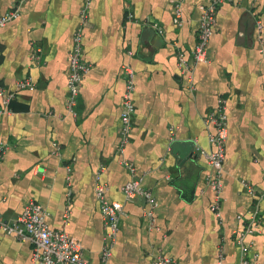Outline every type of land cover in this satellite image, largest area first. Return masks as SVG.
Returning <instances> with one entry per match:
<instances>
[{
    "label": "crops",
    "instance_id": "0c3cea01",
    "mask_svg": "<svg viewBox=\"0 0 264 264\" xmlns=\"http://www.w3.org/2000/svg\"><path fill=\"white\" fill-rule=\"evenodd\" d=\"M209 1L91 0L83 54L91 69L70 112L69 55L86 0H0V16L20 11L0 28V87L14 94L0 115L4 219L40 203L49 226L79 241L90 264H151L160 255L175 264H241L237 235L264 191V0L222 4L209 61L194 62L200 5ZM181 50L194 65L190 77L178 65ZM124 66L135 72L136 110L130 141L120 150ZM23 79L35 88L20 87ZM221 101L229 134L219 218L211 209L213 170L198 147L215 149L216 127L207 116ZM177 142L194 146L181 157ZM135 175L157 200L152 217L145 197L122 190ZM98 176L107 198L124 205L105 263ZM260 208L259 231L246 242L264 264V199ZM32 252L31 243L0 228V264H38Z\"/></svg>",
    "mask_w": 264,
    "mask_h": 264
},
{
    "label": "built area",
    "instance_id": "2783aa9c",
    "mask_svg": "<svg viewBox=\"0 0 264 264\" xmlns=\"http://www.w3.org/2000/svg\"><path fill=\"white\" fill-rule=\"evenodd\" d=\"M231 0H210L208 3L200 5L201 17L199 23L198 40L192 50L194 62H207L208 46L211 37L215 31L217 15L219 8L225 2ZM91 0H86L81 11V22L78 26L74 37L73 47L70 51V73L68 76V100L67 108L70 112L76 111L78 97L82 86L84 75L91 69V64L84 57V28L89 21V7ZM178 16L181 14V8L178 5ZM20 11L12 9L0 16V28L5 26L9 21L18 18ZM133 17V14L129 15ZM261 26V24L259 23ZM40 49L37 50V54ZM37 55H35L36 57ZM38 57V56H37ZM178 65L182 73L189 77L192 75L194 65L191 64L186 57L184 51L178 53ZM126 75V87L122 101L121 111V141L120 150H124L130 141L133 130L132 116L136 110L133 93L135 90V72L132 67L124 66ZM20 87L35 88L34 83L30 79L19 81ZM14 94L7 93L3 87H0V115L6 113L9 108ZM207 122L212 123L216 127V132L211 136V140L215 145L213 151L198 150L207 158L213 172L208 175L209 184L215 191V199L211 209L221 218L220 205L222 203L223 191V167L226 158V143L228 139V116L226 113V105L220 102L218 108L207 116ZM173 132V129H172ZM57 145V144H56ZM7 151V145L0 142V161L4 158ZM124 164L135 174V166L130 160H124ZM244 185L251 194L256 193V188L244 181ZM107 185L101 181L98 176L96 184V193L100 200V209L105 221L106 235L105 246L103 250L102 260L104 263L111 257L113 253L114 242L119 231L120 215L123 212L124 205L120 202L110 201L107 196ZM123 192L128 198L143 196L149 203V210L146 215L152 217L157 200L153 193L143 186L142 178L135 175L128 180L122 187ZM264 199V191L260 195V199L254 204L249 212L245 229L237 235V241L241 247V264H263L259 254L252 249V245L246 242V237L256 234L261 222V200ZM242 217L241 215L239 216ZM0 228L7 233L13 234L19 240L29 242L33 245L32 260L38 264H90L83 256V246L79 241L72 237L64 230L52 229L47 222V211L44 207L36 202L30 201L24 211L13 221L4 219L0 215ZM175 260L165 256L154 258L151 264H175ZM221 263V262H220Z\"/></svg>",
    "mask_w": 264,
    "mask_h": 264
},
{
    "label": "water",
    "instance_id": "95a60500",
    "mask_svg": "<svg viewBox=\"0 0 264 264\" xmlns=\"http://www.w3.org/2000/svg\"><path fill=\"white\" fill-rule=\"evenodd\" d=\"M188 145H190V146H194V144L192 143V142H185V143H181V142H177V143H175L174 144V152L175 153H177V152H179V151H181V157H183L184 156V151H188V149H189V146ZM182 146H183V148L185 149H182Z\"/></svg>",
    "mask_w": 264,
    "mask_h": 264
}]
</instances>
